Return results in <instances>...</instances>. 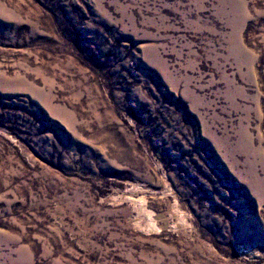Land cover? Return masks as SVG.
Instances as JSON below:
<instances>
[{"label": "rangeland", "instance_id": "obj_1", "mask_svg": "<svg viewBox=\"0 0 264 264\" xmlns=\"http://www.w3.org/2000/svg\"><path fill=\"white\" fill-rule=\"evenodd\" d=\"M0 264H264V0H0Z\"/></svg>", "mask_w": 264, "mask_h": 264}]
</instances>
